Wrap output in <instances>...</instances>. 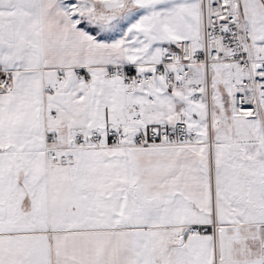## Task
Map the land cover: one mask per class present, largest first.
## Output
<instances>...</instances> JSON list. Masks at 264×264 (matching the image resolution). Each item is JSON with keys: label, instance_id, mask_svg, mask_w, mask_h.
<instances>
[{"label": "snow or ice", "instance_id": "6c2138e0", "mask_svg": "<svg viewBox=\"0 0 264 264\" xmlns=\"http://www.w3.org/2000/svg\"><path fill=\"white\" fill-rule=\"evenodd\" d=\"M0 264H264V0H0Z\"/></svg>", "mask_w": 264, "mask_h": 264}]
</instances>
